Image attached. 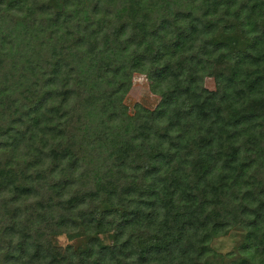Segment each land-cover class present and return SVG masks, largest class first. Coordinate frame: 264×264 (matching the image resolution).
<instances>
[{
    "label": "trees",
    "instance_id": "1",
    "mask_svg": "<svg viewBox=\"0 0 264 264\" xmlns=\"http://www.w3.org/2000/svg\"><path fill=\"white\" fill-rule=\"evenodd\" d=\"M231 228L264 264V0H0V264H213Z\"/></svg>",
    "mask_w": 264,
    "mask_h": 264
},
{
    "label": "rangeland",
    "instance_id": "2",
    "mask_svg": "<svg viewBox=\"0 0 264 264\" xmlns=\"http://www.w3.org/2000/svg\"><path fill=\"white\" fill-rule=\"evenodd\" d=\"M202 83L208 90H212L214 87L211 77H204ZM122 101L126 106L127 112L133 113L135 104L152 109L158 103L159 97L150 91L146 77L142 73L134 72L131 77L130 89ZM97 237L103 244H108L111 240L110 233L99 234ZM47 238H50L54 247L60 248H64L66 245H72L74 248L77 247V243H82L85 240L82 235L74 238L64 233L57 235L48 234ZM208 246L213 252L222 256L214 260L213 264H230L231 261L243 264L253 255V251L249 252V254L244 252L247 247V233L240 228H231L225 233L213 237L209 241Z\"/></svg>",
    "mask_w": 264,
    "mask_h": 264
}]
</instances>
